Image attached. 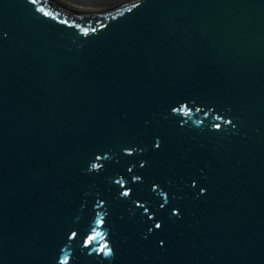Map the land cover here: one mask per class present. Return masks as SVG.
<instances>
[{
	"label": "water",
	"instance_id": "1",
	"mask_svg": "<svg viewBox=\"0 0 264 264\" xmlns=\"http://www.w3.org/2000/svg\"><path fill=\"white\" fill-rule=\"evenodd\" d=\"M0 264H264V0H0Z\"/></svg>",
	"mask_w": 264,
	"mask_h": 264
}]
</instances>
